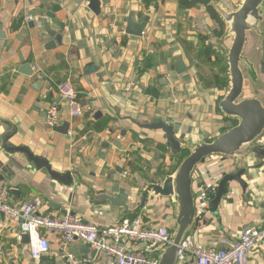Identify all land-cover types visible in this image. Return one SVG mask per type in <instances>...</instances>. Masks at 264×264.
Masks as SVG:
<instances>
[{
  "label": "crops",
  "instance_id": "1",
  "mask_svg": "<svg viewBox=\"0 0 264 264\" xmlns=\"http://www.w3.org/2000/svg\"><path fill=\"white\" fill-rule=\"evenodd\" d=\"M224 1L233 7L238 2ZM89 2L0 0V184L11 188L13 205L38 201L36 211L49 217L69 209L106 227L139 216L147 227L163 225L171 234L169 200H150L145 211L123 217L109 203L94 205L74 177L64 185L43 174L25 151L60 175L76 171L96 192L119 186L135 194L141 181L173 173L182 153L171 152L161 134L141 129L137 122L188 127L192 142H209L233 125L215 110L226 87L215 81L217 75L226 82V47L213 43L223 36V26L203 4L183 9L180 0H99L95 15ZM130 13L136 23L145 22L141 37L125 33ZM28 16L31 22H25ZM254 54L250 41L249 62ZM178 57L187 68L182 74L173 69ZM26 64L29 75L21 71ZM65 80L74 86L84 114L71 118L60 102L62 121L52 130L46 125V108L59 103L56 86ZM65 123L62 134L57 129ZM226 165L216 157L207 159L196 169L195 182L207 174L220 177ZM251 184L245 196L229 185L218 218H208L188 237L196 245L221 248L244 228L263 223L264 165ZM22 235L17 222L0 217V264H61L58 236L46 234L49 250L36 261ZM70 250L76 258H89V264H110L106 255L82 242L74 241ZM185 264L195 263L188 256ZM247 264H264V245L248 254Z\"/></svg>",
  "mask_w": 264,
  "mask_h": 264
},
{
  "label": "water",
  "instance_id": "2",
  "mask_svg": "<svg viewBox=\"0 0 264 264\" xmlns=\"http://www.w3.org/2000/svg\"><path fill=\"white\" fill-rule=\"evenodd\" d=\"M223 26V36L213 43L226 47L224 60L227 65L226 87L218 99L215 110L223 120L232 123L211 141L192 142L188 139L191 130L178 124L164 121H147L137 126L162 135L170 151L186 153L173 173L157 176L152 181H141L135 194L119 186L107 192H96L76 171L60 175L52 170L42 158L25 151L36 168L64 185H71L74 177L84 186L89 200L94 205L109 203L120 209L123 217L145 211L149 201L167 199L173 216L170 243L152 254L157 264H178L177 247L196 230L206 226L210 217L218 218V209L225 200L229 185L239 189L241 195L251 188L254 174L264 165V0H238L237 6H229L224 0H209ZM88 8L99 14V0H90ZM145 22L136 23L130 13L125 33L141 37ZM0 37H3L0 33ZM253 42L255 54L252 62L247 60L246 50ZM24 75L30 74V65L22 66ZM173 69L177 74L187 71L181 58H176ZM259 74H262L261 76ZM68 124L57 131L65 134ZM181 130V131H180ZM10 136V134L7 136ZM5 148H11L5 144ZM20 150V149H19ZM216 157L227 163L218 182L217 193L210 202L207 214L196 218L193 175L198 167ZM23 243L28 245V236L23 234ZM39 264H49L41 260Z\"/></svg>",
  "mask_w": 264,
  "mask_h": 264
},
{
  "label": "built area",
  "instance_id": "3",
  "mask_svg": "<svg viewBox=\"0 0 264 264\" xmlns=\"http://www.w3.org/2000/svg\"><path fill=\"white\" fill-rule=\"evenodd\" d=\"M32 17L25 18L31 22ZM59 103L52 102L46 108V125L55 129L62 121V107L71 118L84 114L78 94L69 80L56 86ZM204 164V163H203ZM196 171V170H195ZM195 173V172H194ZM124 175H127L125 173ZM195 182L196 218L201 220L208 212L210 202L217 193L220 177L207 174ZM11 188L0 184V217L4 222H17L22 234L28 236V249L32 259L39 261L49 250L46 234L58 236L57 248L61 264H89V258H76L70 250L74 241L87 244L95 253L106 255L110 264H157L152 254L170 243V231L166 226L147 227L141 217L122 219L117 225L99 227L83 220L65 209L60 216L49 217L38 213V201L15 206L11 203ZM264 245V222L244 228L238 238L226 242L224 247H202L187 237L177 247L178 264H185L188 256L195 264H247L248 254Z\"/></svg>",
  "mask_w": 264,
  "mask_h": 264
},
{
  "label": "trees",
  "instance_id": "4",
  "mask_svg": "<svg viewBox=\"0 0 264 264\" xmlns=\"http://www.w3.org/2000/svg\"><path fill=\"white\" fill-rule=\"evenodd\" d=\"M197 4L205 5L209 15L213 18V20L216 21V23L220 26V28L222 27L218 17L213 12L211 7L208 6V1L207 0H180V3H179L180 7L183 8V9H189V8L195 7ZM18 25H20V24H18ZM205 53H208V50L205 51ZM219 83H220V85H224L225 84V78L224 77L223 78H219ZM184 155H186L185 152L181 154L180 158L183 157Z\"/></svg>",
  "mask_w": 264,
  "mask_h": 264
},
{
  "label": "rangeland",
  "instance_id": "5",
  "mask_svg": "<svg viewBox=\"0 0 264 264\" xmlns=\"http://www.w3.org/2000/svg\"><path fill=\"white\" fill-rule=\"evenodd\" d=\"M218 65H220L221 67H222V63L220 62ZM220 68V67H219ZM215 81L216 82H219V80H218V76L216 75V77H215ZM217 87V86H216ZM223 87V86H222ZM212 159H214V157H211ZM27 248H28V246H27Z\"/></svg>",
  "mask_w": 264,
  "mask_h": 264
}]
</instances>
